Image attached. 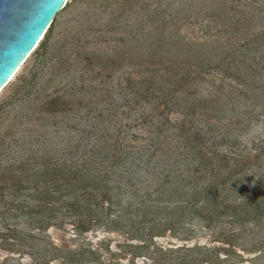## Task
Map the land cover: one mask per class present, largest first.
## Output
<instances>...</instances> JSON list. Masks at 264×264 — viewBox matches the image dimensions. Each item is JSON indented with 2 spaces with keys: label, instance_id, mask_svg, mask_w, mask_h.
<instances>
[{
  "label": "rangeland",
  "instance_id": "1",
  "mask_svg": "<svg viewBox=\"0 0 264 264\" xmlns=\"http://www.w3.org/2000/svg\"><path fill=\"white\" fill-rule=\"evenodd\" d=\"M263 35L264 0H68L0 92V172L22 164L33 171L84 167L121 187L123 205L134 197L128 178L144 192L167 179L164 199L173 202L211 181L193 159L190 135L180 132L186 120L191 130L210 132L217 154L259 157L227 203L264 193ZM186 78L190 84L181 85ZM192 105L195 117L185 118ZM124 143L139 155L115 166L112 155ZM65 229L50 230L33 248L0 241V264H66L52 243L94 248L105 261L127 263L117 247L121 233L98 227L83 236L88 241H72L71 227ZM233 229L243 239L233 244L240 256L227 264H264L253 259V247L264 251V221ZM213 233L203 231L186 244L227 249ZM179 239L158 243L177 247Z\"/></svg>",
  "mask_w": 264,
  "mask_h": 264
},
{
  "label": "trees",
  "instance_id": "2",
  "mask_svg": "<svg viewBox=\"0 0 264 264\" xmlns=\"http://www.w3.org/2000/svg\"><path fill=\"white\" fill-rule=\"evenodd\" d=\"M259 39L264 40V35ZM191 81L186 78L181 85L188 86ZM169 104L164 107L175 106ZM196 109L192 105L185 118L195 117ZM165 121L163 125L169 122ZM186 123L183 120L179 124L180 132L190 135L194 161L211 175L207 185L192 188L190 194H179L182 184L174 185L171 196H180L171 202L164 199L165 186L169 184L167 179L151 192H144L136 186L135 178L130 177L126 183L134 190V197L123 205L121 195L124 192L113 185L106 174H89L84 167L45 165L43 171H33L27 164L10 167L0 172V241L10 247L33 248L36 242H43L44 237H48L50 230L66 232V225L72 230L70 240L88 241L83 236L103 227L123 235L124 241L117 247L120 255H127V263L113 259L105 261L94 248L69 250L52 243V250L65 253L59 258L66 264H227L232 258L239 257L233 244L243 239L242 233L231 230L264 221V193L260 190L246 193L239 203L231 204L226 200L236 192V186L238 190L242 188L245 171L257 164L259 157L219 155L213 151L215 141L207 137L210 132L191 130ZM207 144H210L209 149ZM149 148L154 152L159 150L157 142L153 141ZM132 149L134 151H127L125 143L118 146L112 155L115 166L127 162L131 154L139 155L136 148ZM141 191L143 193H139ZM199 224L203 227L196 230ZM203 231L215 232L216 242L227 245V249H210L206 245L188 247L186 242ZM178 236L183 242L181 246L158 243V239ZM100 245L110 252L108 244L101 241ZM253 249L257 252L253 259L264 258L261 247ZM219 250L225 252L224 257L217 255Z\"/></svg>",
  "mask_w": 264,
  "mask_h": 264
},
{
  "label": "water",
  "instance_id": "3",
  "mask_svg": "<svg viewBox=\"0 0 264 264\" xmlns=\"http://www.w3.org/2000/svg\"><path fill=\"white\" fill-rule=\"evenodd\" d=\"M68 0H0V92L36 49Z\"/></svg>",
  "mask_w": 264,
  "mask_h": 264
},
{
  "label": "built area",
  "instance_id": "4",
  "mask_svg": "<svg viewBox=\"0 0 264 264\" xmlns=\"http://www.w3.org/2000/svg\"><path fill=\"white\" fill-rule=\"evenodd\" d=\"M43 37H44V36H43ZM43 37H42V39H43ZM42 39H41V40H42ZM41 40H40V42H41Z\"/></svg>",
  "mask_w": 264,
  "mask_h": 264
},
{
  "label": "bare ground",
  "instance_id": "5",
  "mask_svg": "<svg viewBox=\"0 0 264 264\" xmlns=\"http://www.w3.org/2000/svg\"><path fill=\"white\" fill-rule=\"evenodd\" d=\"M12 80V79H11Z\"/></svg>",
  "mask_w": 264,
  "mask_h": 264
}]
</instances>
